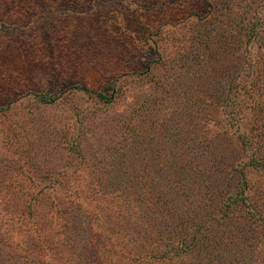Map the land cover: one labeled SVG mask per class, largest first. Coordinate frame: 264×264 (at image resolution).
<instances>
[{
	"label": "rangeland",
	"instance_id": "374dc122",
	"mask_svg": "<svg viewBox=\"0 0 264 264\" xmlns=\"http://www.w3.org/2000/svg\"><path fill=\"white\" fill-rule=\"evenodd\" d=\"M70 200L98 264H264V0H0V264H89Z\"/></svg>",
	"mask_w": 264,
	"mask_h": 264
},
{
	"label": "trees",
	"instance_id": "16d2710c",
	"mask_svg": "<svg viewBox=\"0 0 264 264\" xmlns=\"http://www.w3.org/2000/svg\"><path fill=\"white\" fill-rule=\"evenodd\" d=\"M249 144V148H252V143L251 141L248 143ZM250 164H258L262 165V162H260L259 159L254 158L252 159V161L250 162ZM244 169L242 168L240 170V173H243ZM225 172V175L227 174L228 179L229 175L231 174H237L238 173V169L234 168L231 172ZM229 181H226V185L229 186L230 183H228ZM69 197V196H68ZM71 197V196H70ZM237 200L233 199L230 201V203L226 204V203H220L221 206H223V209L221 208L220 210H222L224 213L222 215L221 219H217L215 217H211L209 220L207 221H201L199 225L195 226L194 230L192 231V233H188L187 230L184 228V225L182 224H178L177 227L179 228V231L183 234V239H180V245L179 246H174L172 245L171 250L169 251V253H174L173 257H179L181 254H193V253H197V255L199 257L202 256H207L210 254V252H212V248L216 247V241L214 240L215 237V229H213V224L215 223L216 225V229L222 228L224 226H227L230 229V226L232 225L231 222H233V215L230 212L231 211V207L233 205L236 204ZM60 202V201H59ZM69 206L67 208H63L60 211H63V213H68V209H70V213L72 214V218H74V220L76 219L78 223L77 226L73 225V229L77 228L78 232H77V237H79L80 241H84L86 244L85 246L81 247L82 251L88 247L89 245L92 247L91 249V253L89 254V257L91 258V262L89 264H98L99 262H103L102 259L100 258L101 256H98V252L96 251L97 246L95 245V243H93V235L91 236H83L81 235V231L85 232L86 230L88 231V223L86 222V214H85V210L82 204L70 200L69 202ZM252 210V209H250ZM213 212V211H211ZM212 214V213H211ZM210 214V215H211ZM255 216V214H254ZM207 223H211L208 224ZM260 227L262 226V231H264V219L262 220V224L259 225ZM223 229V228H222ZM90 231V229H89ZM224 233V231H223ZM213 234V235H212ZM217 236V235H216ZM213 237V238H212ZM168 256V254L166 255V253H163V255L161 256V258H166ZM88 262V261H87Z\"/></svg>",
	"mask_w": 264,
	"mask_h": 264
}]
</instances>
